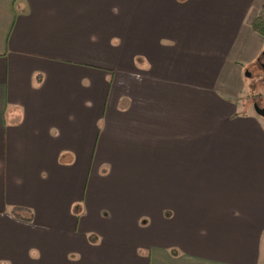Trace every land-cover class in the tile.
<instances>
[{
    "label": "crops",
    "instance_id": "crops-1",
    "mask_svg": "<svg viewBox=\"0 0 264 264\" xmlns=\"http://www.w3.org/2000/svg\"><path fill=\"white\" fill-rule=\"evenodd\" d=\"M263 3L0 0V264H264Z\"/></svg>",
    "mask_w": 264,
    "mask_h": 264
},
{
    "label": "rangeland",
    "instance_id": "rangeland-1",
    "mask_svg": "<svg viewBox=\"0 0 264 264\" xmlns=\"http://www.w3.org/2000/svg\"><path fill=\"white\" fill-rule=\"evenodd\" d=\"M257 13L259 14L257 15ZM254 15L264 16L262 7L260 9H254L250 17L252 18ZM238 84L234 85L235 89L232 90L234 94H236L241 107L245 104L247 108H253V110L258 116L263 117L262 115H259L256 112L255 107H253V104L254 106L257 105L260 108H264V52L263 55H261L260 60L257 59L256 62L247 66V70L243 75V79L240 82V86L237 88ZM126 211H128V218L126 219L127 222H125L124 224H112L108 222V220L101 222L97 227L101 231H111L112 234H114L113 232L117 234L130 232L133 234L132 236L135 237V241H139L140 243H146V238H142V236H145L143 231L147 230L148 220L143 217L140 218V216L144 214L146 210L141 207H136L134 209ZM106 216L107 219H109V216L105 215V217ZM115 219L122 220L121 218H117L116 216Z\"/></svg>",
    "mask_w": 264,
    "mask_h": 264
},
{
    "label": "trees",
    "instance_id": "trees-1",
    "mask_svg": "<svg viewBox=\"0 0 264 264\" xmlns=\"http://www.w3.org/2000/svg\"><path fill=\"white\" fill-rule=\"evenodd\" d=\"M262 11L264 13V3L262 5ZM251 26L255 32L259 33L260 35L264 37V16L263 15L256 16L252 20ZM25 212L28 213L29 216H23L22 214ZM11 213L19 219H23L27 221L32 220V212L28 208L17 206V207L12 208Z\"/></svg>",
    "mask_w": 264,
    "mask_h": 264
},
{
    "label": "water",
    "instance_id": "water-1",
    "mask_svg": "<svg viewBox=\"0 0 264 264\" xmlns=\"http://www.w3.org/2000/svg\"><path fill=\"white\" fill-rule=\"evenodd\" d=\"M255 110L258 114L264 116V108H260L257 105H255Z\"/></svg>",
    "mask_w": 264,
    "mask_h": 264
}]
</instances>
